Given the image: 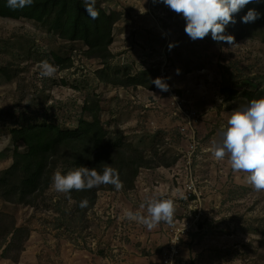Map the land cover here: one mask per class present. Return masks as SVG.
<instances>
[{
    "label": "rangeland",
    "instance_id": "rangeland-1",
    "mask_svg": "<svg viewBox=\"0 0 264 264\" xmlns=\"http://www.w3.org/2000/svg\"><path fill=\"white\" fill-rule=\"evenodd\" d=\"M96 2L118 15L105 60L88 57L81 41L59 38L48 21L0 16V169L12 162L10 129L46 121L74 129L80 117L90 118V97L98 100L106 142L120 139L151 164L139 168L132 187L106 185L79 213L52 181L33 206L0 202V211L28 229L18 257L0 249V264H161L174 237L184 264H264V191L211 154L231 111L248 104L224 99L220 87L264 90V25L235 14L225 29L232 47L211 34L192 40L182 15L161 0ZM45 59L57 68L51 78L39 75ZM144 69L165 78L169 91L129 81ZM71 170L61 155L52 177ZM150 198L174 201L172 225L148 230L125 218V210L146 214L140 205Z\"/></svg>",
    "mask_w": 264,
    "mask_h": 264
},
{
    "label": "trees",
    "instance_id": "trees-1",
    "mask_svg": "<svg viewBox=\"0 0 264 264\" xmlns=\"http://www.w3.org/2000/svg\"><path fill=\"white\" fill-rule=\"evenodd\" d=\"M96 8L99 18L92 20L85 10L83 0H34L32 6L17 10L10 9L7 0H0L1 17L25 18L37 23L48 21L49 28L58 31L59 38L81 41L87 47L88 57L105 60L110 54L111 30L118 15L104 10L98 2ZM249 9H255L259 13V18L254 22L264 25V0H253L240 12L246 15ZM53 56L57 63L61 62L56 54ZM151 74L152 70L144 69L131 76L129 81L147 87L155 78ZM220 92L224 99L241 96L248 103L253 98L264 97V90L259 88H243L239 92L234 88L221 86ZM90 99L92 103L87 101L84 106L90 118L80 117L74 129L61 128L49 121L10 129L12 162L8 167L0 169V202L33 206L36 199L50 186L52 171L61 155L70 159L73 170L84 166L102 172L107 164L118 171L122 183L132 187L139 168L149 167L151 163L141 150L131 151L120 139L112 144L106 142L108 133L99 121L98 100L94 97ZM105 186L83 191L72 190L68 193V197L74 202V212L84 210L79 207L80 201L87 199L88 204H91L97 192ZM27 237L26 227L16 226L13 216L0 211L2 256L16 259L23 250V242ZM12 249L16 251L13 256L8 254Z\"/></svg>",
    "mask_w": 264,
    "mask_h": 264
},
{
    "label": "clouds",
    "instance_id": "clouds-1",
    "mask_svg": "<svg viewBox=\"0 0 264 264\" xmlns=\"http://www.w3.org/2000/svg\"><path fill=\"white\" fill-rule=\"evenodd\" d=\"M161 2L173 12L182 15L186 21L185 33L192 40L203 39L211 34L213 41L224 42L234 47L235 37L225 35V29L229 24L236 23L235 14L253 0H161ZM33 3L34 0H7V6L12 10L30 7ZM83 5L92 20L99 18L96 0H83ZM257 18L259 13L255 9H249L242 17V22H254ZM172 47L170 44L169 49ZM56 71V66L47 59L39 64L41 78H51ZM176 72L179 74L180 70L177 69ZM150 83L161 91H169L165 78L157 77ZM211 154L216 161L227 158L234 173H246L248 184L255 191H264V97L253 98L246 106L231 111L226 126L221 128L220 138L212 141ZM52 182L54 189L61 193L90 190L101 185H112L117 191L123 188L118 171L107 164L102 172L84 166L77 167L67 174L57 171L52 177ZM88 203L87 199H83L79 207L87 208ZM140 207L146 208V214L125 210V218L144 225L148 230L155 229L161 222L173 224L175 204L172 199L150 198Z\"/></svg>",
    "mask_w": 264,
    "mask_h": 264
},
{
    "label": "built area",
    "instance_id": "built-area-1",
    "mask_svg": "<svg viewBox=\"0 0 264 264\" xmlns=\"http://www.w3.org/2000/svg\"><path fill=\"white\" fill-rule=\"evenodd\" d=\"M187 189L190 191H194L193 184L187 185ZM179 255V245L178 238H171L169 243L166 244L165 247L161 250V264H184L183 262L178 261Z\"/></svg>",
    "mask_w": 264,
    "mask_h": 264
}]
</instances>
